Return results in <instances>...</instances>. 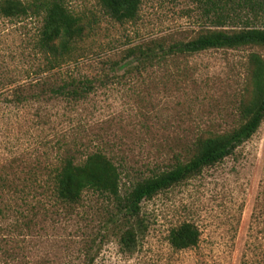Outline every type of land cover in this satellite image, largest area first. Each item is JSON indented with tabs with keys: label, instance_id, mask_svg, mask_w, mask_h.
I'll list each match as a JSON object with an SVG mask.
<instances>
[{
	"label": "rangeland",
	"instance_id": "374dc122",
	"mask_svg": "<svg viewBox=\"0 0 264 264\" xmlns=\"http://www.w3.org/2000/svg\"><path fill=\"white\" fill-rule=\"evenodd\" d=\"M65 2L88 29L52 67L37 47L40 21L0 17V264H264V123L233 156L145 201V230L131 249L122 238L136 219L113 197L86 192L70 205L51 187L66 157L103 152L121 170L125 196L190 159L201 138L238 128L250 57L264 60V48L122 65L130 49L154 42L264 28V13L252 0H144L137 20L121 23L98 0ZM86 81L92 90L79 101L49 91ZM184 223L200 242L178 251L169 236Z\"/></svg>",
	"mask_w": 264,
	"mask_h": 264
},
{
	"label": "trees",
	"instance_id": "16d2710c",
	"mask_svg": "<svg viewBox=\"0 0 264 264\" xmlns=\"http://www.w3.org/2000/svg\"><path fill=\"white\" fill-rule=\"evenodd\" d=\"M104 12L117 22L137 20L144 0H98ZM264 13V0H252ZM0 17L10 21L28 19L42 23L37 47L49 55L48 65L66 63L75 45L84 39L88 25L84 18L74 12L65 0H0ZM255 46L264 48V28L245 27L239 31L207 30L190 41L166 45L154 42L145 47L130 49L123 69L132 63L146 67L172 56L195 55L209 50L240 49ZM251 77L248 97L239 106L241 124L233 131L201 138L196 143L195 153L187 161L177 160L172 167L152 177L137 181L125 196L121 195L122 173L115 162L103 152L90 154L77 163L66 157L54 171L52 194L59 202L77 204L84 193L93 192L113 197L119 211L126 219H136L123 238V244L131 249L145 225L140 219L142 204L162 192L184 184L207 168L214 167L234 155L236 150L250 141L264 123V60L257 54L250 57ZM92 83L72 82L49 91L55 97L84 99L92 90ZM46 91L42 90L41 94ZM40 99V96H37ZM200 231L192 223H184L173 229L169 236L171 246L178 251L196 248Z\"/></svg>",
	"mask_w": 264,
	"mask_h": 264
}]
</instances>
